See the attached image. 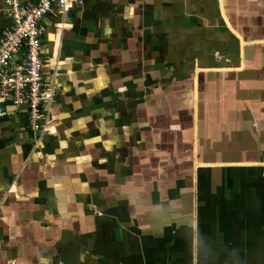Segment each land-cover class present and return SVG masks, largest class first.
<instances>
[{"label": "crops", "instance_id": "obj_1", "mask_svg": "<svg viewBox=\"0 0 264 264\" xmlns=\"http://www.w3.org/2000/svg\"><path fill=\"white\" fill-rule=\"evenodd\" d=\"M41 28L49 133L0 103V264H264V0H84Z\"/></svg>", "mask_w": 264, "mask_h": 264}, {"label": "built area", "instance_id": "obj_2", "mask_svg": "<svg viewBox=\"0 0 264 264\" xmlns=\"http://www.w3.org/2000/svg\"><path fill=\"white\" fill-rule=\"evenodd\" d=\"M73 3L82 5L84 0H38L32 6L7 0L11 26L0 40V103L26 105L28 126L34 133H49L51 105L56 93L53 84L45 78L41 23L54 7L65 13ZM20 51H24V63L10 68L13 56ZM6 114L0 107V117Z\"/></svg>", "mask_w": 264, "mask_h": 264}, {"label": "rangeland", "instance_id": "obj_3", "mask_svg": "<svg viewBox=\"0 0 264 264\" xmlns=\"http://www.w3.org/2000/svg\"><path fill=\"white\" fill-rule=\"evenodd\" d=\"M57 34H58V32L56 33V35H57ZM53 36H55V35L51 34V35H50V38H53ZM53 39H54V38H53Z\"/></svg>", "mask_w": 264, "mask_h": 264}]
</instances>
